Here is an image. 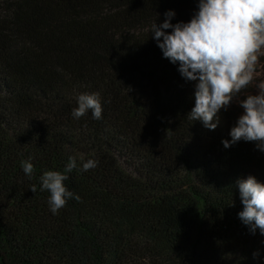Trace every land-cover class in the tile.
<instances>
[{"label": "trees", "instance_id": "1", "mask_svg": "<svg viewBox=\"0 0 264 264\" xmlns=\"http://www.w3.org/2000/svg\"><path fill=\"white\" fill-rule=\"evenodd\" d=\"M168 10L189 22L198 0H0V264H264L235 186L264 183V151L222 143L264 56L209 130L188 118L196 82L152 38ZM96 92L102 119L73 118ZM70 156L64 183L81 201L53 214L40 177ZM88 159L97 167L81 171Z\"/></svg>", "mask_w": 264, "mask_h": 264}, {"label": "clouds", "instance_id": "2", "mask_svg": "<svg viewBox=\"0 0 264 264\" xmlns=\"http://www.w3.org/2000/svg\"><path fill=\"white\" fill-rule=\"evenodd\" d=\"M175 15L174 10L165 12L163 23L152 25V38L164 58L179 65L181 76L196 82L195 106L188 118L215 130L220 124L221 110H227L234 98L256 80L257 65L264 56V0H198V11L189 22L173 24ZM255 87L258 94L239 100L243 113L230 130L231 140L222 141L225 148L244 140L255 142L264 151V79ZM77 99L73 118L80 119L91 110L93 119H102L100 93H84ZM32 159L21 161L30 179L34 172ZM97 165V160L88 159L81 171ZM76 168L77 158L70 156L63 172L48 170L40 177V191L50 193L48 204L53 214L65 207L69 199L81 201L64 183L69 179L67 174ZM235 186L243 204L239 218L252 234L258 229L264 235V183L249 175L237 179ZM30 190L35 193L36 185ZM258 257L259 252H254L253 258Z\"/></svg>", "mask_w": 264, "mask_h": 264}]
</instances>
